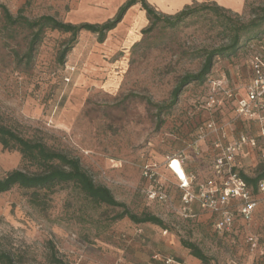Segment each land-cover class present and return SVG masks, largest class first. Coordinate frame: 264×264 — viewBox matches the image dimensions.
<instances>
[{"label": "rangeland", "instance_id": "obj_1", "mask_svg": "<svg viewBox=\"0 0 264 264\" xmlns=\"http://www.w3.org/2000/svg\"><path fill=\"white\" fill-rule=\"evenodd\" d=\"M126 1L0 0V4L14 15L21 10L30 19L50 15L72 24H103L114 19ZM201 5L220 6L227 16L246 23L264 0L221 4L207 0L181 10ZM222 20L201 10L176 27L163 21L152 26L140 7L127 11L103 43L97 35L81 32L64 63L60 52L71 35L48 31L30 67L17 63L0 34V122L26 139L79 158L94 181L108 187L125 206L96 204L72 183L52 190L15 187L0 194V244L17 263L164 264L188 252L181 244L188 240L212 258L210 264H264V201L251 222L238 215L235 228L219 233L210 224V212L197 205V218L178 214L182 191L166 166L171 158L182 156L186 168L204 181L212 175L213 148L211 138L198 142V127L213 119L232 124L226 129L230 140L244 133L243 121L232 123V103L207 107L210 80L225 75L229 88L243 92L251 78L250 56L264 52V34L248 50L244 47L233 57L217 59L205 84L186 87L178 104L159 116L158 107L171 101L182 77L201 69L204 58L195 56L227 43ZM27 42L20 34L12 47L23 54ZM246 42L243 39L242 44ZM247 126L249 134L256 133L254 125ZM258 152L239 158L250 176L262 161ZM147 163L158 166L171 205L151 201L143 192L147 181L142 168ZM23 167L35 171L24 166L18 150L0 144V177ZM125 210L139 217L157 216L166 229L135 223L128 216L116 219ZM250 237L257 239L255 246L248 242Z\"/></svg>", "mask_w": 264, "mask_h": 264}, {"label": "trees", "instance_id": "obj_2", "mask_svg": "<svg viewBox=\"0 0 264 264\" xmlns=\"http://www.w3.org/2000/svg\"><path fill=\"white\" fill-rule=\"evenodd\" d=\"M138 4L141 5V8L152 21V26L163 21L166 23V26L176 27L201 10L211 11L215 16L223 17L221 21L224 29L223 33H225L228 39L227 43L203 50L200 54L195 56L204 58L201 69L196 73H189L182 77L179 85L173 91L171 101L166 105L158 107L160 117L164 113H169L178 104L179 98L186 87L193 83L199 85L206 83L208 78L213 74L217 59L230 58L237 55L241 49H244V47L247 49L250 43H255V40H258L260 35L264 34V5L254 8L252 19L243 23L227 16L226 13H224V8L220 6L201 5L186 7L175 14L163 16L162 14H158L147 0H127L119 9L116 17L103 24H72L58 20L50 15L30 19L24 15L21 10L14 15L7 6L0 4V34L2 39H7L4 40L3 46L5 48H10L19 65L25 64L26 67H30L38 47L48 31L70 34L71 38L65 43L63 50L60 52V62L64 63L68 54L71 53L78 43V37L81 32L86 31L95 34L98 37V41L103 43L107 38V34L122 22L127 11ZM20 34H25L28 38L27 48L23 54L14 46L12 47V43L17 40ZM243 39L247 41L245 44H242ZM243 122L245 125L244 133H251L248 126L246 127V124L249 122ZM162 124L163 121H160L159 126ZM0 144L3 145L5 149L18 150L22 154L24 166L31 165L35 167V171L29 170L28 167H23L9 172L4 177H0V194L6 193L15 187L25 190H52L58 185L72 183L88 199L96 204H105L120 208L125 207L124 204L116 200L108 187L97 184L94 181L93 177L82 166L79 158L71 157L63 152L54 150L43 142L26 139L1 122ZM241 175L250 187L255 198L260 199L259 184L264 181V160L260 162L253 176L246 174L243 170H241ZM261 202L263 201L260 199V203ZM126 216L138 224L150 223L166 229L163 220L152 214H144L139 217L125 210L122 214L118 215L116 219H123ZM236 219L237 217L235 220ZM214 223L213 217L210 222L213 228ZM181 244L183 248L188 251L189 255L200 261L201 264L211 263L212 258L207 256L197 244L188 240H182ZM55 261L57 264H64L61 260ZM163 262L167 264L166 260ZM174 262L178 264L181 263L178 260H174ZM0 264L22 263H17L12 254L4 250L0 244Z\"/></svg>", "mask_w": 264, "mask_h": 264}, {"label": "built area", "instance_id": "obj_3", "mask_svg": "<svg viewBox=\"0 0 264 264\" xmlns=\"http://www.w3.org/2000/svg\"><path fill=\"white\" fill-rule=\"evenodd\" d=\"M250 67L252 78L243 92L229 88L225 75L211 79L207 107L211 109L215 106L221 107L225 102L232 103L235 113L232 123L247 121L255 126L256 133H242L230 140L226 129L232 125L231 123L222 125L210 119L199 126L198 142L211 138L213 148L212 175L204 181L187 170L182 156H175L166 163L182 191L178 214L185 219L197 218L198 212L195 208L197 205L214 217V229L219 233L231 231L238 215L244 221L251 222L260 199L264 201V181L259 184L260 199H256L242 178L243 168L239 160L246 152L250 155L253 150H259V157L264 160V52L250 56ZM175 160L178 161L184 178L173 166ZM142 176L147 181L143 192L149 200L172 204L167 186L162 176L159 177L156 164H145ZM248 242L255 246L257 239L250 237ZM166 263L172 264L174 261L167 259Z\"/></svg>", "mask_w": 264, "mask_h": 264}, {"label": "crops", "instance_id": "obj_4", "mask_svg": "<svg viewBox=\"0 0 264 264\" xmlns=\"http://www.w3.org/2000/svg\"><path fill=\"white\" fill-rule=\"evenodd\" d=\"M148 3L152 6H155L158 8L161 12L166 14H174L178 11H180L184 6L190 5L196 2H205L207 0H147ZM216 1L218 3H222L223 0H212ZM141 5H135L132 8L128 10V12L139 9ZM181 256H178V261L181 262L179 264H201L200 261L193 258L189 255L188 252H182L180 254Z\"/></svg>", "mask_w": 264, "mask_h": 264}, {"label": "bare ground", "instance_id": "obj_5", "mask_svg": "<svg viewBox=\"0 0 264 264\" xmlns=\"http://www.w3.org/2000/svg\"><path fill=\"white\" fill-rule=\"evenodd\" d=\"M173 166L175 167V169L177 170V172L180 174V176L182 178H184V173H183L182 169L179 167V164H178V161L177 160L174 161Z\"/></svg>", "mask_w": 264, "mask_h": 264}]
</instances>
